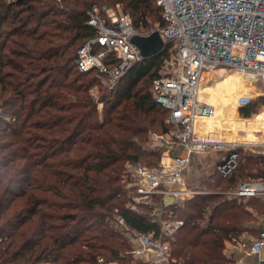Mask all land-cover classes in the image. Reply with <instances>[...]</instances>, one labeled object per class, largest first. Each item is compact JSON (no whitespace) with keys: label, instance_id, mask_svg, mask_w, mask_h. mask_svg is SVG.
Returning <instances> with one entry per match:
<instances>
[{"label":"trees","instance_id":"trees-1","mask_svg":"<svg viewBox=\"0 0 264 264\" xmlns=\"http://www.w3.org/2000/svg\"><path fill=\"white\" fill-rule=\"evenodd\" d=\"M110 3L142 32L165 25L156 0H0V264H141L114 226L117 207L134 228L160 231L149 207H128L125 175L129 162H160L162 151L146 142L173 127L153 83L174 44L133 63L107 91L75 60L98 33L89 11ZM262 104L264 95L251 98L240 114ZM246 179H264V155L240 149L227 177L216 167L203 176L195 189L208 192L178 205L185 223L171 264H232L228 246L264 215L262 198L229 193Z\"/></svg>","mask_w":264,"mask_h":264},{"label":"built area","instance_id":"built-area-1","mask_svg":"<svg viewBox=\"0 0 264 264\" xmlns=\"http://www.w3.org/2000/svg\"><path fill=\"white\" fill-rule=\"evenodd\" d=\"M156 2L162 7L165 25L147 32L135 26L120 3L94 6L89 11L88 24L98 33L84 42L75 60L80 71H93L113 91L132 64L143 58L132 41L134 36L158 30L174 44L173 56L165 61L153 83L156 100L170 110L167 121L173 125L168 132L156 134L164 148L160 162L154 166L129 162L125 175V187L132 197L128 207L138 210L147 205L160 231L142 232L126 221L118 207L115 210L114 226L130 242L129 252L141 264H171L172 240L185 223L178 214V205L197 193L208 192L188 186L187 169L192 156L210 149H226V157L216 165L223 177L238 165V148L243 143L212 140L197 130L198 117L213 112L212 106L200 97L203 71L226 67L264 83V0ZM245 146L264 154V141ZM229 193L240 199L264 200V179L242 180ZM232 246L261 256L264 230L250 240L234 238Z\"/></svg>","mask_w":264,"mask_h":264},{"label":"rangeland","instance_id":"rangeland-1","mask_svg":"<svg viewBox=\"0 0 264 264\" xmlns=\"http://www.w3.org/2000/svg\"><path fill=\"white\" fill-rule=\"evenodd\" d=\"M115 5L116 4L110 3V4H104L103 6L109 7V6H115ZM121 9L124 12H126L123 9V6L121 7ZM126 13H129V12H126ZM159 20H161L159 18V16L157 17V19H155V18L151 19L150 20V22H152L151 26L156 27L157 25H159V23H160ZM230 74H231V72L224 73L223 77H225L224 78L225 80L223 79V81H220V82H216L218 79L207 78L201 86L202 87V93L205 95V99L208 101L207 102L205 100V102H207L208 104H209V102L212 104H217L219 113L221 115V119H223L222 120L223 124H221L222 127H220L221 130L219 132L212 134V135H216L215 139L223 141V142H234V141L235 142H246V141L241 140V139L231 140L228 138H231V136H235V135H233L232 132L236 131V129L238 128L237 123H239L241 126H243L244 129H246L248 135H252L253 131H255V129H254L255 128L254 127L255 122H257L258 120L264 121V114H261V111L264 109V104L260 105L258 108V111L256 113H254L251 117L244 118L240 114V107L246 103L248 98L255 99V98H259L261 95H264V88L257 87V86L255 87V86H253V85H251L245 81L239 80L238 78H236L235 76H232ZM94 75H95V73H94ZM96 78L102 87L107 89V91H110L109 87L105 83H103L99 77L96 76ZM101 86L97 85L93 89L94 93L96 94L97 97L101 96V92H100ZM102 107H103V102H99V108L102 109ZM212 110H213V106H212ZM239 118H241L240 122H238ZM243 128H241V129H243ZM229 130H230V132H229ZM228 133H229V136H227ZM243 134H245V132L239 130L240 137H243L242 136ZM157 136L158 135H156L155 133L152 132L150 135V139L148 140V142H146V147L149 149L161 150L163 153V151H164L163 144H162L163 142L161 141V139H157ZM221 137H223L225 139H223ZM226 139H228V140H226ZM240 149L243 152L247 151V149L245 148V145L240 146L238 148V152ZM162 153H161V156H162ZM226 155H227L226 149H225V151H222V152H220L219 149H210V150H208L202 154L196 155V157L192 160L191 166L189 168V173H188L189 188H192V189L196 188L194 186H197L199 184V182H201L203 176H206L207 173L213 172V170L215 169L213 166L214 163L217 162L220 157L224 158V157H226ZM223 158H221V159H223ZM156 159H157L156 157H151L148 155L142 159V161H144V162H141V163H144V164L148 163L149 164V161L151 163L152 162L155 163ZM220 189L218 188L216 191H220ZM141 210L142 211H148L147 208H145L143 205H141ZM118 232L121 233V231H119V230H118ZM126 241L129 244V246L131 247L130 242L128 240H126ZM100 258H103V257H100Z\"/></svg>","mask_w":264,"mask_h":264},{"label":"crops","instance_id":"crops-1","mask_svg":"<svg viewBox=\"0 0 264 264\" xmlns=\"http://www.w3.org/2000/svg\"><path fill=\"white\" fill-rule=\"evenodd\" d=\"M223 79L222 80H219V81H216V82L223 81ZM214 105L217 106V104H214ZM261 114H264V109L261 111ZM240 121H241V118L238 119V122H240ZM221 124H223V123L222 122L216 123V124L215 123H212L213 130L215 132H219L221 130L220 127H222ZM237 126H238V128L236 129V131L232 132L233 135H235V136H231V140H238V139L244 140L246 142H241V143H243V145H245V144H249V145L250 144H256L258 142L260 143V142L264 141V121L263 120H258L257 122H255V125H254L255 131H253V134L252 135H248L246 129H244L243 126H241L239 123H237ZM241 128H243V129H241ZM239 130L245 132V134L242 135L243 137H240ZM229 132H230V130H229ZM227 136H229V133H228ZM211 138H214V137L211 136ZM223 139H225V138H223ZM245 148L249 152L251 151V153H253V154L264 155V154H258V153H256L253 150V147L245 146ZM222 151H225V150H223V149L220 150V152H222ZM174 153H175V151H174ZM198 154H202V153H197V154L193 155L192 158H191L189 167L187 169V183H188V173H189V168L191 166V162L196 157V155H198ZM221 158H223V157H220L218 159V161L214 163V165H213L214 168L216 167L217 163L221 160ZM194 187H196V186H194ZM250 227L253 228V230L244 231L242 233V236H241L240 239L250 240L251 238L256 237L259 232H261L262 230H264V215H260L259 218H258V220L255 221V222H253L250 225ZM227 252H228V255L232 259V264H264V259H263L264 258V250H263V253H262L261 256H259L258 254H248V253L243 252L240 249L234 248L232 246V243H231L228 246Z\"/></svg>","mask_w":264,"mask_h":264},{"label":"bare ground","instance_id":"bare-ground-1","mask_svg":"<svg viewBox=\"0 0 264 264\" xmlns=\"http://www.w3.org/2000/svg\"><path fill=\"white\" fill-rule=\"evenodd\" d=\"M226 72H231L230 75L235 76L239 80L245 81V82H247V83H249L255 87L257 86V87L264 88V83H262L260 81H253L244 72L236 71V70H230L226 67H217V68H213V69H205L203 71L202 77H201L202 78L201 79L202 84L207 78L218 79L217 81L222 80L224 78L223 74ZM202 84H201V86H202ZM200 97L203 98L204 100H206L205 95L202 93V87L200 89ZM209 104L213 106V112L209 115L198 117V119H197V130H199V132L201 134H204L206 136H213L214 137V138H212V140H213L216 138V135H212V134L216 133V132L213 130L212 123H215V124L220 123V122H222V119H221V115L219 113L217 106L210 103V102H209ZM221 138H223V137H221ZM228 139H231V138H228ZM228 139H226V140H228Z\"/></svg>","mask_w":264,"mask_h":264},{"label":"water","instance_id":"water-1","mask_svg":"<svg viewBox=\"0 0 264 264\" xmlns=\"http://www.w3.org/2000/svg\"><path fill=\"white\" fill-rule=\"evenodd\" d=\"M132 41L140 48L143 57L160 52L166 44V40L158 30L149 35L134 36Z\"/></svg>","mask_w":264,"mask_h":264}]
</instances>
